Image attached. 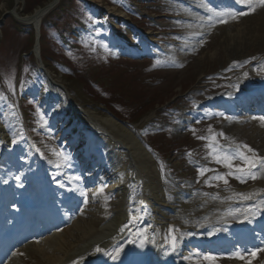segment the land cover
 <instances>
[{
    "label": "rangeland",
    "instance_id": "1",
    "mask_svg": "<svg viewBox=\"0 0 264 264\" xmlns=\"http://www.w3.org/2000/svg\"><path fill=\"white\" fill-rule=\"evenodd\" d=\"M50 1L51 0H0V97L1 93L5 92V90L7 92L10 91L9 79H11L12 84L14 83V92H16V82L14 81L16 69L19 70L20 66H24L25 71H29L30 66L33 64L35 66L36 62H38L33 53L32 43L30 44V35L28 33L30 28L24 24L18 23L14 17H12L11 13L21 18L29 17L34 15L38 9L40 10V7L45 6ZM68 3V0H62L61 3L58 4L60 10L51 14L46 22V30L43 31L40 39V53L41 55L46 54L48 60L46 59V63L44 61L43 63L53 74V80L65 87L70 100L74 102L77 108L79 110L81 109L84 114L97 117H99V115H110L98 101L85 93L79 85L81 81L89 82L91 79V81H94L97 77H105L113 81L114 87H120L116 91L122 93H135L134 96L136 99H133L131 105L133 106L136 101L142 108L140 107L141 109L138 110V107L136 109L137 112H132L130 117H135L141 113L145 115L150 114L146 118V122H151V125L149 129L146 127L144 136L148 139L151 133V139H154L152 141L158 148L155 152L150 150L153 156L152 161L150 160V165L157 184L162 185V188H166L165 196L167 197V201L172 203L175 202L174 198H172V193L180 191V187L182 189L186 188L196 195L216 191V196H219L223 191L229 190L230 188H238L240 186L244 188L256 184L257 181L251 182L249 180L241 183L240 180L236 178L226 176L228 184L225 185L222 180L217 181L213 178L208 180V178H206L209 175L208 171L205 172L204 175H200L199 169L201 168L209 170H212V167L216 169L219 167L220 169L226 168L223 164L218 165L214 159L210 160L211 154L213 153L212 148L209 147L210 144L214 146L216 142L223 144L221 140L225 142V139H222L224 137L221 138L216 136V140L213 143L212 139L207 143L206 140L203 141L202 139V136L205 134H213L214 127L216 125L221 126V123L214 124L211 121L202 122L200 124H195L189 131V129L185 127V123L181 121L189 117L183 114V112H188L190 107L195 108L196 103H199L201 106L205 105L204 102L208 99L207 96H213L219 93L233 94L235 89H238L239 85L244 84L246 86L251 76L257 77V75L252 74L253 71L250 72V64L248 63L249 65L246 64L243 66L242 72L247 74L243 79H221L223 68L230 63H240L238 61L243 60H241L239 56L249 58L247 55L251 56V54L256 51L253 47L255 44L253 43H251L253 45L242 44L244 48L241 54L237 53L231 55L224 50L225 47L222 42L226 34L229 33L228 29L232 27L231 30L238 27L243 28V23L247 22L244 18L234 19L231 23L232 27L217 29L219 23L214 25L215 20L212 19L209 21L207 17L198 16L194 22L177 21L176 14H179V16L192 15V10L190 9L187 11L186 7L181 4V0H87V4L92 9L91 12L93 14L91 13V16L95 17L99 15L102 23L107 24L109 28V36L107 39L101 35H96L98 39L91 45L90 40L84 38V36L76 37L71 34L77 31V24L83 18L88 24L87 18L89 14L83 10L79 2H74L72 5ZM63 8H69L70 16L62 15ZM101 15L106 16L105 18L102 16V19ZM187 17L193 19L190 16ZM225 24H228V22ZM22 28H26L27 30H23ZM55 31H63L68 37L72 35L73 38L71 39L74 45L76 46L79 43L80 49L81 46L85 49H81V51L91 50L86 51V55L92 54L91 58H89V65L94 67L92 72H89V69H87L89 68L88 65L82 64L81 60L83 58L72 60L74 63H71L70 66L79 70H72L68 75L62 73L57 68L51 67L53 66L52 64L56 65L57 61H64V58H68L70 53H73H56L57 41L54 38ZM236 32L237 31H232V33ZM243 32H245V34L244 37L242 36L241 38L242 41L248 37V35H246L247 31ZM97 33L100 32L97 31ZM116 43L122 44L123 49L118 48ZM249 47L252 48L248 50ZM138 48L141 51V57L138 59L140 61H146V59H148L149 61H147V63L138 62L137 58L133 59L134 61L117 60L118 58L120 59V53H125L127 50L131 49L138 50ZM54 56L57 57V61L52 60ZM248 61L253 62V60ZM237 80L242 82L238 83ZM21 81V85L24 87L29 86V80L27 78H22ZM229 83L233 85H229ZM3 86L6 89H3ZM84 86L86 85L84 84ZM231 86H233L232 90H230ZM46 88L54 90L50 83L41 89L44 90ZM41 93L39 97H41V99L44 98L42 103L47 102L53 104V110L59 108V113L49 117L45 121H43V119L41 120L38 114V118L35 119L33 115V118H27L26 121L31 127L30 132L32 136H35L33 137L34 144H36L37 147H43L45 151H47L46 154H50L49 159L46 160L56 161L58 163L55 164L54 167L56 171H49V175H52L49 185L63 190V194L77 195L78 198L83 200L82 208L84 209L86 205H89L88 195L90 193V187H84L83 182L85 178L80 176L82 172L77 174L76 169L71 164L73 160L65 154V142L60 138L62 133H59L60 130L61 132L64 130L66 131L70 123H76L77 121L78 125L81 124L79 121L83 122L84 119H78L73 113L69 112V114L66 115L67 118L64 119L66 122L65 125H62L59 121L60 115L67 109H71L73 103L70 102V105L69 103H62L59 105V103H61L60 94H53L50 91V93L46 94V98L43 95L44 92ZM169 98H171V100L168 101V105L170 106L173 103H176V105L167 111H163V106L160 105ZM28 99H26L25 95H21L20 98H16L14 105L10 102L2 103L0 99L1 119L11 120L13 122L12 125L17 123L16 125L19 127L20 122H16L20 116L19 101L24 103L25 101L28 102ZM62 99L64 98L62 97ZM123 101L125 104L131 103L130 98H125ZM28 103L30 104L31 101ZM120 103L122 104V102ZM23 105L26 106L27 104ZM30 106H32L33 109L36 108L35 104H30ZM151 107H155L157 110L151 111ZM157 111H163L159 120L158 118H152L153 113ZM123 124L127 125V123ZM234 124V128H239L241 126L236 122ZM232 125L233 124H228L226 128L230 129ZM79 127H81L79 130L83 132L86 131V128L83 126L80 125ZM221 128H224V126ZM42 132L45 135L42 134L38 138V135ZM233 132L236 133L235 135L238 139L244 141V144L249 145L252 143L256 144L257 147L259 145V149L263 148L264 140L261 138V135L256 137V133L249 131V129L247 132H240L234 129ZM12 133L19 139L17 142L18 146H12L7 138L5 139L6 142L0 140L1 173H5V170L9 166V160L2 159V156L14 161L15 167L20 168L23 163H25L26 166L23 170H14V172L0 175V182L3 184L2 186H6L9 181H13L15 186L14 190L17 192V187L20 186L21 183L24 184L22 179L25 181L29 177H39L38 173L42 162L38 161L39 158L35 156L33 151V144L25 138L24 133L19 132L18 128L14 129ZM79 134L82 137L85 136L81 132ZM66 136L65 138L69 137L67 134ZM234 139L235 138H233V141ZM1 143L5 151H3ZM58 147L60 148L59 152L63 153V157L67 159L55 155ZM8 150H12L13 154L8 153ZM33 156L35 157L34 164L32 163ZM233 163L234 165L241 164V161L235 160ZM62 164L65 166H62ZM46 166L47 165H45V167ZM17 177H19V179H17ZM77 177H79V179H77ZM108 180L109 188L112 180L111 178ZM23 186L22 190L24 189ZM198 189L200 190L198 191ZM18 196V194L15 195L16 198H18ZM110 197L111 196L106 197L102 203L99 202L102 204L103 212L108 217L113 214V205L117 202L115 195ZM99 203H96V205ZM169 228V226L167 228L161 227L163 235L160 236L159 242L162 240L161 249L164 250L160 254L161 258L164 252L169 253V255L171 254V250H168L170 236L177 235L179 232L178 228H170L174 229V232L170 234ZM42 245L43 243L41 240L33 242L30 246L28 245L29 247L23 248L11 262L17 259L21 264H50L47 259V250H44L45 247L41 248ZM43 255L45 256L41 257ZM169 255L166 257H169ZM259 256L260 255H256L253 257L254 259L249 261H255ZM202 264H209V261L203 259ZM214 264H228V261H215Z\"/></svg>",
    "mask_w": 264,
    "mask_h": 264
},
{
    "label": "bare ground",
    "instance_id": "2",
    "mask_svg": "<svg viewBox=\"0 0 264 264\" xmlns=\"http://www.w3.org/2000/svg\"><path fill=\"white\" fill-rule=\"evenodd\" d=\"M186 1L198 4L197 0ZM42 11L40 8L34 15L26 18L19 17L18 19L23 24L33 25L40 32V22L43 18ZM216 12L212 11L210 14L213 17H217L214 14ZM222 13L227 12L224 11ZM222 17H229L231 20L227 21L228 24L221 23L217 26V29L232 27L231 23L234 19L244 18L247 21L243 23V28L238 27L231 30L232 27L228 29L229 33L226 34L222 42L225 47L224 50L228 54H241L244 48L242 44L251 43L255 44L253 47L257 55L264 54V7L258 6L254 11L236 18H231L227 15ZM232 31L237 32L232 33ZM243 31H247L246 35H248L244 41L241 40L245 34ZM250 48L252 47H249L248 50ZM131 51L132 53L138 52L133 49ZM240 57L245 61L249 59L243 58L244 56ZM74 112L78 119H84L82 126L89 131L86 140L84 139L80 143L81 149L87 150L97 146H92L97 139L104 142L102 143V153L94 157L92 156V158H95V163L100 165L101 168L105 167L107 175L110 174L113 177L111 188L116 193L117 202L113 205V216L107 219L102 206L95 205V203L103 199L104 194L99 190L92 191L89 205L82 210L78 217L71 219L62 230L54 234L53 232L58 229L51 230V232L47 231L46 233L48 234L41 240L43 243L41 248L45 247L44 250H47V259L50 264H73L74 261L77 264H166L160 256L161 252L164 251L161 249L162 240L159 242L160 236L163 235L161 226L164 228L170 227L173 224L183 226L185 224L184 219L188 217V214L193 215V217L186 221H191L194 224L200 217L201 219H205V221L209 217L212 219L222 217L223 219L234 220L236 217H243L245 209L264 210V203H262L264 202V173L261 174L262 179L253 188H247L244 192L245 194H251L252 198L246 201L243 199L240 203H237V201L223 200L222 197H219L217 201L209 199L208 202L202 203L200 201L201 199L194 200L193 196L190 199L185 198L186 194L183 191L175 194V202H167L164 199L165 194L163 195L164 192L158 187L153 170H151L150 155L134 131L125 127L111 115H99L97 117L84 114L81 109H78V111L74 110ZM72 125H76L78 127L77 129L81 128L76 123H70L68 127ZM22 128L28 134L30 130L28 124L24 123ZM257 128H255L256 132L264 138V127L263 129ZM64 132L65 130L62 132L60 130L59 133ZM3 133L0 126V140L6 142V137ZM31 139L28 135L27 140L30 142ZM64 140L71 141L70 138H64ZM32 163L34 164L35 161H32ZM24 166H26L25 163L19 169H22ZM44 176L42 175L43 180ZM43 180L33 183L30 182L28 185L30 186L32 184L31 187L33 188L40 186L42 196L49 200L55 198V195L61 194L59 190L47 186ZM2 185L0 182V191L3 189L1 187ZM236 193L238 194V192ZM236 193L233 195H236ZM237 197L241 199L239 196ZM71 201L75 205L79 203L78 199L71 197V195L64 196L60 202L61 204L65 202L67 204L65 207H70L69 203ZM47 204V202L44 205L42 204L43 207L41 209L43 211L41 214L43 216L54 213L55 209L51 208V204ZM230 205L232 206L230 207ZM222 208L225 209L222 210ZM236 212H239V214ZM207 213L210 214L205 218ZM241 213L243 214L240 215ZM259 216L260 213L258 211L255 217L258 218ZM134 217L135 219H133ZM211 221L206 224L210 225ZM225 226L224 231L227 232L230 226L227 224ZM121 228H124V231H120ZM137 233H141L147 237L143 247H140L141 236H138ZM183 235L182 233L179 237L182 238ZM130 239L134 242L129 243ZM97 246L104 249L105 252L112 251L117 246L122 247L123 251L120 253L118 260H112L104 252H96L95 249ZM10 264L21 263L15 259Z\"/></svg>",
    "mask_w": 264,
    "mask_h": 264
},
{
    "label": "trees",
    "instance_id": "3",
    "mask_svg": "<svg viewBox=\"0 0 264 264\" xmlns=\"http://www.w3.org/2000/svg\"><path fill=\"white\" fill-rule=\"evenodd\" d=\"M61 1H60V3H61ZM68 2L70 3V5L74 4V2H79V4L83 7V10L87 14H89L88 18H87L88 24L84 21V18L82 17L83 19L77 24V27H76L77 31H74L71 34L76 36V37L84 36V38L89 39L91 45H93L94 42L98 39V37L96 35H99V33H97V31H99L100 27L97 24V20L94 18V16H91V13H92L91 10L92 9L87 4L86 0H68ZM58 6L59 5H57V7L51 13H49V15L43 21V25L41 27V37H42L43 31L46 30V27H47L46 22L50 18V15L54 14L56 11L60 10V8ZM79 12L82 13L81 11H79ZM62 15L70 16L69 8L68 9L63 8L62 9ZM42 28H43V30H42ZM28 33L30 35V44H31L33 42V31H32V29H30ZM54 35L57 36L55 38V40L57 41V47H56V53L57 54H59L61 52H64V53L73 52V53H70L68 58H64L65 59L64 61H57L56 60L57 57H55V56L52 57V60L57 61L56 65L52 64L53 65V66H51L52 68H57L62 73L68 75V73L72 72V70H79L77 68H73L70 66L71 63H74V62H72V60L83 58L81 60L82 64L88 65L89 68H87V69H89V72L93 71L94 67L89 65V58H91L92 54L86 55V51H91V50L81 51V49L82 50H85V49L82 46L80 49L79 43L75 46L72 39H71V38H73V36L71 35L70 37H68L65 35V33L63 31H61V32L55 31ZM58 36H60V37H58ZM70 45H73L74 47L70 46ZM42 58H43V61L46 63V59L48 60L47 55L46 54L42 55ZM32 75H33V77H31ZM26 77H28L29 86L24 87L23 85H21V91H24V90L29 91L30 90L31 93H35L37 91V89H40L44 86H47V84H48V81L41 76V71L36 67V65L34 66V64L32 66H30L29 72L27 73ZM91 80H89V82L87 80H86L87 82L81 81V84H79V83L78 84L81 86V88L85 91V93L89 97L98 101L99 104L103 105L105 108L110 110L115 116H117L119 118H124L126 116V118H127V117H130L132 112H137L136 109L138 107H140V105L132 107V105H131L132 101L130 104H125L123 101L125 98L136 99L132 93H130V92L122 93V92L116 91L120 87L119 86L114 87L113 81H110L108 78H105V77H103V78L97 77V78H95L94 81H91ZM84 84L86 86H84ZM3 89H6V88L3 86ZM44 91H46V93H48L49 88H46ZM1 97H3L1 99L2 103L3 102H10L14 105L15 100H16V96L14 93V83L12 84V87L10 88L9 92H7L5 90V92L1 93ZM120 102H122V104ZM24 108L27 111L28 115H30V116L34 115V113H32L33 108H32V106H30V104H28L26 106L24 105ZM1 115H2V113L0 112V116Z\"/></svg>",
    "mask_w": 264,
    "mask_h": 264
},
{
    "label": "snow or ice",
    "instance_id": "4",
    "mask_svg": "<svg viewBox=\"0 0 264 264\" xmlns=\"http://www.w3.org/2000/svg\"><path fill=\"white\" fill-rule=\"evenodd\" d=\"M237 3H248L251 7V10H255V6L252 4V0H237ZM258 6L264 7V0H257ZM211 11V10H210ZM216 16H230L231 18H236L238 15H245L246 13H236V12H228V13H221V12H216L214 13ZM208 20H212V16L208 17ZM220 23H226L227 20L221 19L219 21ZM264 71V68L261 69ZM247 75V74H245ZM9 87H12L11 79H9ZM3 97H0L2 99ZM262 121H264V117L259 118ZM220 135H223V133H220ZM203 139V137H202ZM212 141L215 142L216 137L212 136L211 137ZM17 141L13 139L12 143L15 144ZM210 148H212V153L214 155V159L217 163L223 164L226 168H228L230 171L226 173L225 175H217L214 176L213 179L217 181H223L225 185L228 184V180L226 179V176H235L236 179L240 180L241 183H244L246 179H257V173L264 171V157L257 156L255 151L249 147L247 144L244 145H239L237 144L235 148L233 149L232 153L229 154L227 152H217L216 148L213 147V145H209ZM246 150V151H245ZM39 151V149H37ZM248 153H251V155H248ZM55 155L59 157H63V153L57 152ZM64 159H67L66 157H63ZM239 160L241 161V164H235L233 161ZM234 169V171H232ZM209 171V169L206 168H201L199 169L200 175H204L205 172ZM19 179V177H17ZM79 179V177H77ZM241 199L244 200H250L252 198L251 194H245V193H238L237 194ZM231 199V197H229ZM264 203V202H262ZM258 209L254 210L252 208L245 209L244 211V216L245 219H248L249 216H255L258 214ZM135 219V217L133 218ZM250 222V221H249ZM120 231H124V228H121ZM146 231V230H145ZM218 231V229L216 230ZM174 232V229H170V234ZM212 233H209L211 235ZM138 236H141L140 240V247H143L147 237L143 236L141 233H137ZM176 241L177 237L175 235L170 236V246L171 249L174 251L176 248ZM133 240H129V243H133ZM262 249H258L257 251H260ZM96 252H104L105 255H107L109 258L112 260H118L120 258V253L123 251L122 247H115L112 251L105 252L104 249L101 247L97 246L95 249ZM168 254V253H166ZM251 256L255 257L256 256V251L251 252ZM232 257L238 258V259H244V257L239 253V252H234L232 253ZM204 260L209 261V264H214L216 257L211 255V254H205L203 257ZM73 264H77V262H73Z\"/></svg>",
    "mask_w": 264,
    "mask_h": 264
},
{
    "label": "water",
    "instance_id": "5",
    "mask_svg": "<svg viewBox=\"0 0 264 264\" xmlns=\"http://www.w3.org/2000/svg\"><path fill=\"white\" fill-rule=\"evenodd\" d=\"M57 2H58V0H53L49 5H46L44 8H42V10H43L42 13L43 14L46 13L50 9V7L54 6ZM38 36H39V31L36 29V37L38 38ZM34 52H35L36 56L39 57L37 44H36Z\"/></svg>",
    "mask_w": 264,
    "mask_h": 264
}]
</instances>
